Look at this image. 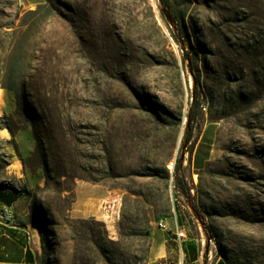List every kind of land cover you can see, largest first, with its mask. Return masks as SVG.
I'll return each mask as SVG.
<instances>
[{
	"label": "rangeland",
	"instance_id": "374dc122",
	"mask_svg": "<svg viewBox=\"0 0 264 264\" xmlns=\"http://www.w3.org/2000/svg\"><path fill=\"white\" fill-rule=\"evenodd\" d=\"M170 2L0 0V212L36 264H264V0Z\"/></svg>",
	"mask_w": 264,
	"mask_h": 264
},
{
	"label": "crops",
	"instance_id": "0c3cea01",
	"mask_svg": "<svg viewBox=\"0 0 264 264\" xmlns=\"http://www.w3.org/2000/svg\"><path fill=\"white\" fill-rule=\"evenodd\" d=\"M9 201L0 203V210L11 207ZM170 234L157 229L152 232L149 250L150 261L173 258L177 255V245ZM39 250L28 227L7 221L0 212V264H36ZM226 264L218 260L214 264Z\"/></svg>",
	"mask_w": 264,
	"mask_h": 264
},
{
	"label": "trees",
	"instance_id": "16d2710c",
	"mask_svg": "<svg viewBox=\"0 0 264 264\" xmlns=\"http://www.w3.org/2000/svg\"><path fill=\"white\" fill-rule=\"evenodd\" d=\"M160 1V3H161V5L166 9V11L171 15V16H173L174 15V10H173V7H172V5H171V2H170V0H159ZM193 106H194V109H197V107L199 106L198 105V103H197V101H195L194 103H193ZM33 135H34V139H35V141L37 142V145L39 146V142H40V139H39V137L37 136L38 134H37V132H36V130H35V128H34V126H33ZM179 168H180V160H178V162H177V164H175V166H174V169L176 170V172H179ZM178 181H179V179H177V183H178ZM179 184V183H178ZM180 185V184H179ZM184 185V184H183ZM184 189L186 190V193H188V191H187V189H186V186L184 185ZM6 196V195H5ZM2 197V199L3 200H7V198L6 197ZM192 260L194 261L195 260V257H194V255L192 256ZM219 264V263H218Z\"/></svg>",
	"mask_w": 264,
	"mask_h": 264
},
{
	"label": "built area",
	"instance_id": "2783aa9c",
	"mask_svg": "<svg viewBox=\"0 0 264 264\" xmlns=\"http://www.w3.org/2000/svg\"><path fill=\"white\" fill-rule=\"evenodd\" d=\"M7 210L8 209L6 207H4L3 211L5 212V214H7ZM5 217H6V220L9 219L7 217V215H5ZM157 227L159 229H161L162 231H167V227H166L165 223H163V222H159L157 224ZM175 237H176V240H177L178 244L180 245L184 241V239H185V232H184V230L177 228L176 231H175Z\"/></svg>",
	"mask_w": 264,
	"mask_h": 264
},
{
	"label": "bare ground",
	"instance_id": "6f19581e",
	"mask_svg": "<svg viewBox=\"0 0 264 264\" xmlns=\"http://www.w3.org/2000/svg\"><path fill=\"white\" fill-rule=\"evenodd\" d=\"M192 83H193V80H192V78H189V84H190V86H192ZM2 107V103H1V101H0V108ZM163 143H162V138H161V136L160 135H158L155 139H153V142H152V153H157V151H156V148H160L161 147V145H162ZM159 151V150H158ZM171 165V164H170ZM170 168H171V166H170ZM192 213L194 214V215H196V213H195V211L194 210H192ZM199 229L201 230V226H199Z\"/></svg>",
	"mask_w": 264,
	"mask_h": 264
}]
</instances>
